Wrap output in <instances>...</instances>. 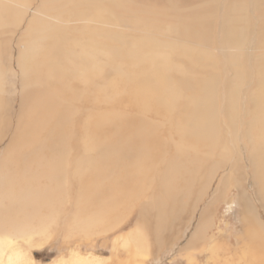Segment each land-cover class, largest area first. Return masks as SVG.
Wrapping results in <instances>:
<instances>
[{
    "label": "bare ground",
    "instance_id": "1",
    "mask_svg": "<svg viewBox=\"0 0 264 264\" xmlns=\"http://www.w3.org/2000/svg\"><path fill=\"white\" fill-rule=\"evenodd\" d=\"M0 144V264H264V0H0Z\"/></svg>",
    "mask_w": 264,
    "mask_h": 264
},
{
    "label": "rangeland",
    "instance_id": "2",
    "mask_svg": "<svg viewBox=\"0 0 264 264\" xmlns=\"http://www.w3.org/2000/svg\"><path fill=\"white\" fill-rule=\"evenodd\" d=\"M1 147L2 144H0V148ZM256 207L258 208L259 206L256 204ZM260 215L264 221V214L260 213ZM194 216L193 219L195 221L193 220V222L190 223L191 226L187 227L186 231L183 229H179L180 230L179 234L176 232H170L172 234L163 233V237H165L164 238L165 241L162 240L163 244L162 243L160 244L159 249H157V251H154L155 243L154 241H152V239H150L149 243H150V247H152L151 251L156 253L152 254V256H148V258L146 259V264H188L186 261L187 258H191L193 260L192 262H195L196 264H220L218 262H214L213 259L210 258L211 246L213 245L211 241L213 237L217 236L218 234L220 233L223 234V231L227 229L226 226L228 225L229 222L231 223L232 230L238 226V215H237L236 205L234 203L228 205L224 203L223 204L219 203L214 210V214L211 221L212 227L208 228L205 239L203 240V243L200 245L199 249L194 251H182L181 254L179 253V250L181 251V247H182V245L180 246V244L184 243L185 242L184 240L189 238L190 232L194 227V225L196 224V217ZM175 233L177 237L174 236ZM56 240L58 242L60 240V237H57ZM167 240L168 242L170 241L171 243H167ZM55 243L56 241L53 242L54 245L51 246L49 244L44 245L41 244L40 242H35L34 245L31 247L28 244L24 243L23 247L24 250L30 255L33 264H51L50 262L52 261L54 262V260L56 259V255H58V250L56 249L57 243L56 244ZM97 246L98 247L96 248L97 251L95 254L110 260L111 254H113L112 238L106 239L104 241L101 240L98 241ZM100 250L107 252L106 253L102 252L100 254L99 253ZM63 251L66 252V249H63ZM237 256L239 255H236L234 253L233 259L229 260L224 264H247L241 258L238 259ZM122 259L125 260V257H123Z\"/></svg>",
    "mask_w": 264,
    "mask_h": 264
}]
</instances>
